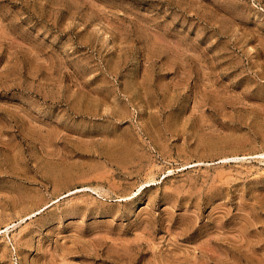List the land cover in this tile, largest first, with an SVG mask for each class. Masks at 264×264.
Masks as SVG:
<instances>
[{
    "label": "rangeland",
    "instance_id": "374dc122",
    "mask_svg": "<svg viewBox=\"0 0 264 264\" xmlns=\"http://www.w3.org/2000/svg\"><path fill=\"white\" fill-rule=\"evenodd\" d=\"M0 264H264V0H0Z\"/></svg>",
    "mask_w": 264,
    "mask_h": 264
}]
</instances>
